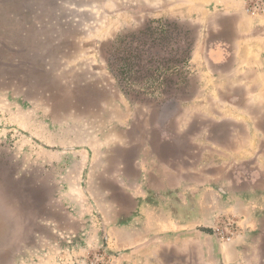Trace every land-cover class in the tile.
I'll list each match as a JSON object with an SVG mask.
<instances>
[{
	"label": "rangeland",
	"instance_id": "374dc122",
	"mask_svg": "<svg viewBox=\"0 0 264 264\" xmlns=\"http://www.w3.org/2000/svg\"><path fill=\"white\" fill-rule=\"evenodd\" d=\"M252 1L0 0V264H264Z\"/></svg>",
	"mask_w": 264,
	"mask_h": 264
},
{
	"label": "crops",
	"instance_id": "0c3cea01",
	"mask_svg": "<svg viewBox=\"0 0 264 264\" xmlns=\"http://www.w3.org/2000/svg\"><path fill=\"white\" fill-rule=\"evenodd\" d=\"M253 23H255V21ZM223 173L226 174L223 171H220L214 175H211V173H206V180H200L201 182H203L202 185L204 189H199V205L205 207H202L199 210V225H206L207 222L211 223L215 221V219L209 217V214L219 212L222 209L221 206L223 204H232V206H234V204L241 203L243 201L245 202V199L247 198V194L245 193H243L241 196L224 193L223 180L225 179V176L223 175ZM227 198L231 199V203L230 201L226 200ZM236 210L237 208H235V211ZM204 211L207 216L204 215ZM234 250H236V247Z\"/></svg>",
	"mask_w": 264,
	"mask_h": 264
},
{
	"label": "built area",
	"instance_id": "2783aa9c",
	"mask_svg": "<svg viewBox=\"0 0 264 264\" xmlns=\"http://www.w3.org/2000/svg\"><path fill=\"white\" fill-rule=\"evenodd\" d=\"M252 14L264 13V3L263 0H253L249 7L246 8ZM261 10V11H260Z\"/></svg>",
	"mask_w": 264,
	"mask_h": 264
}]
</instances>
